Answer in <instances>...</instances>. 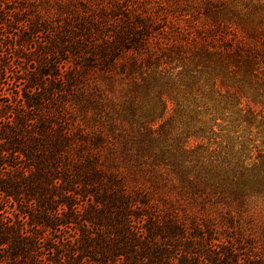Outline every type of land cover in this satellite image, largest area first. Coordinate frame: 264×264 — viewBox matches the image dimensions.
Wrapping results in <instances>:
<instances>
[{
	"label": "trees",
	"instance_id": "obj_1",
	"mask_svg": "<svg viewBox=\"0 0 264 264\" xmlns=\"http://www.w3.org/2000/svg\"><path fill=\"white\" fill-rule=\"evenodd\" d=\"M137 8L0 0V45L14 33L17 57L30 60L28 47L36 62L21 105L1 109L0 264H264L253 207L264 154L180 143L198 108L193 89L241 99L263 73L264 32L215 37L219 27L196 21L195 36H207L187 43L175 31L166 45L162 15ZM167 115L180 127L163 136ZM60 226L73 242L42 245V230Z\"/></svg>",
	"mask_w": 264,
	"mask_h": 264
},
{
	"label": "rangeland",
	"instance_id": "obj_2",
	"mask_svg": "<svg viewBox=\"0 0 264 264\" xmlns=\"http://www.w3.org/2000/svg\"><path fill=\"white\" fill-rule=\"evenodd\" d=\"M92 1H101L106 4L110 0H70V11L76 7L81 9L86 4L90 5ZM121 1L127 6L133 3L136 8L138 7L137 13L151 12L152 15L160 16V19L162 15L164 20H160L156 27L159 31L165 30L159 35V39L166 45L174 41L170 36L175 31L178 34L188 32L187 43L202 40L208 34L201 31L198 36H195L196 21L199 22V26L206 22L219 27L220 30L214 34L215 37L224 32L228 38H232L231 34L234 30L236 34H241L243 31L257 34L264 32V0H201L196 4H190L186 0ZM166 31H168L167 35ZM13 34H5L6 42L9 43L7 46L0 45V126H3L6 121L3 119L1 109L8 103L13 107L21 105L27 71L36 68V62L32 60L33 54L28 47L21 51L30 60L26 61L17 57L19 52L15 46ZM37 41L42 43V38ZM37 41L35 40L36 43ZM0 43H2L1 39ZM247 43L255 44L256 47L262 46L260 42L251 39ZM3 64L7 69H3ZM70 66L63 65L62 69H69ZM180 87L185 91L188 89L185 85ZM193 90L192 96L196 99L198 108L196 113H190L184 121L185 124L181 125L184 133L186 130L188 132L183 135L180 143L183 144V141L187 140L189 149L197 150L196 153H228V155L246 156L252 159L259 154H264V71L254 78L252 83L244 85V97L241 99L227 96L225 88H220L221 93L208 91V95L204 96H201V90ZM170 119L171 117L167 115L163 122L158 123L161 124L159 132L163 136L167 134V131H175L177 127H180L176 120L170 121ZM158 124L154 126L156 131L160 126ZM166 138L167 145H171L173 137ZM253 207L257 216L263 217L264 196L257 198ZM48 230H42V245L51 238V235L56 244L72 243L75 237L70 227L60 226L56 231Z\"/></svg>",
	"mask_w": 264,
	"mask_h": 264
}]
</instances>
